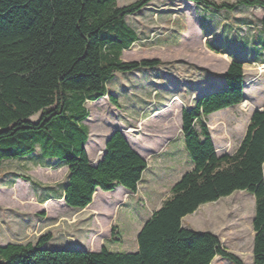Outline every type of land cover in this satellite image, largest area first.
Masks as SVG:
<instances>
[{"label":"trees","instance_id":"16d2710c","mask_svg":"<svg viewBox=\"0 0 264 264\" xmlns=\"http://www.w3.org/2000/svg\"><path fill=\"white\" fill-rule=\"evenodd\" d=\"M151 1L118 6L116 0H0V164L33 154L38 147L43 158L67 167L61 197L72 208L90 204L97 189L122 186L136 192L147 162L119 129L106 139L101 159L90 163L84 103L107 94L114 72L161 64L156 58L121 59L122 51L139 39L125 17ZM187 1L228 13L243 5L264 8V0ZM259 23L264 34V15ZM254 42L264 45V35ZM206 45L220 53L218 46ZM260 60L264 63L263 55ZM222 78L225 88L210 90L181 110L184 147L193 167L144 222L136 251L47 249L43 246L52 238L47 232L35 243L0 245V264H210L215 256L244 264L214 233L181 223L200 205L236 190L254 196L252 264H264V105L251 114L236 150L217 154L205 119L242 102V59L235 56ZM108 98L116 103L113 95ZM35 114L38 118L32 120Z\"/></svg>","mask_w":264,"mask_h":264},{"label":"rangeland","instance_id":"374dc122","mask_svg":"<svg viewBox=\"0 0 264 264\" xmlns=\"http://www.w3.org/2000/svg\"><path fill=\"white\" fill-rule=\"evenodd\" d=\"M116 1L118 6H123L134 0ZM262 10L260 6L243 5L240 10L228 13L187 0H154L139 13L128 15L126 22L136 31L139 40L122 52L121 59L156 58L161 64L131 72H114L107 89L114 94L116 103L108 94L96 101H85L88 116L83 124L89 130L86 150L94 162L103 151L105 138L117 128L132 147L143 150L148 158L154 154L146 150L154 152L161 147L165 142L161 132L169 129L172 143L160 154L165 168L149 178V191L131 194L125 200L127 205H115L113 195L120 197L122 188L119 187L113 195L99 190L95 202L79 210L64 206L61 200L68 176L65 165L56 159L43 158L38 147L29 158L6 160L0 166V245L35 243L39 236L50 232L53 237L43 246L47 249H81L96 242L111 250L134 251L137 246L134 223L139 224L169 196L170 183L188 170L189 163L193 167L184 147L181 110L192 104L193 89L198 94L219 87L221 72L226 66L224 56L212 52L206 44L218 46L227 54L239 48L242 50L239 58L260 60L264 45L253 41L264 35L259 23ZM245 71L249 79L255 72L259 74L260 68L247 65ZM222 82L225 83L223 78ZM162 87H169L173 92H169V100L160 98ZM249 109L246 106L237 109L234 105L207 116L205 122L217 154L236 150L249 123ZM37 118L38 114L31 116L32 120ZM209 122L215 125L213 129ZM145 175H149L148 170ZM140 204L145 206L142 210H139ZM253 215L254 196L236 190L200 205L184 216L181 223L189 229L213 231L222 246L239 256L244 264H252ZM116 219L120 235L114 225ZM111 227H114L113 235ZM210 264L232 263L215 256Z\"/></svg>","mask_w":264,"mask_h":264},{"label":"crops","instance_id":"0c3cea01","mask_svg":"<svg viewBox=\"0 0 264 264\" xmlns=\"http://www.w3.org/2000/svg\"><path fill=\"white\" fill-rule=\"evenodd\" d=\"M152 1H154V0H152ZM151 1V2H152ZM190 2V1H189ZM150 3V2H149ZM148 3V4H149ZM148 6V5H147ZM147 6H145L143 9H145ZM143 9H141L140 11H142ZM237 10H240V9H237ZM140 11H138L137 13H139ZM263 12H262V15H261V17H260V19L263 17V15H264V10H262ZM137 13H135V14H137ZM135 14H132V15H130V16H133V15H135ZM130 16H126L125 17V20H126V18L127 17H130ZM259 19V20H260ZM138 35V34H137ZM139 38V37H138ZM139 40V39H138ZM137 40V41H138ZM136 41V42H137ZM136 42H134L133 43V45L136 43ZM132 45V46H133ZM131 46V47H132ZM124 51V50H123ZM122 51V52H123ZM234 51H236L235 53H233V54H227L226 52H224L223 50H220V53H216V54H221V56H224L223 58H224V60H225V62H226V66H225V68L222 70V72H221V76H222V74L225 72V70H226V68L228 67V65H229V63L231 62V60L235 57V56H237L238 57V55H239V53L242 51V50H240L239 48H237V49H235ZM215 53V52H214ZM122 55V54H121ZM242 61H243V70H244V89H243V100H242V102L241 103H239V104H236L237 105V109H238V107L239 106H246L247 108H250L249 109V111H250V116H251V114L255 111V110H261V108H262V106L264 105V90L262 89V87H263V84H264V63H263V61L262 60H256L255 58L254 59H242ZM253 66V65H257V66H259V68H260V73L259 74H256V72H255V74L253 73V75H250L249 76V79H247L246 78V71H245V67L246 66ZM138 70V69H137ZM135 71V70H134ZM220 76V77H221ZM223 88H225V84L222 82V81H220L219 82V87H211L210 89H208V90H206V91H204V92H200V93H198L197 94V92H196V90L195 89H193L192 90V94H193V92H194V94H193V97H192V104H193V102H194V100L198 97V96H200V95H202V94H204V93H206V92H208V91H210V90H218V89H223ZM162 93H161V95H160V98L161 99H163V100H169V98L170 97H168V95L170 94L169 92L171 91L170 90V88L169 87H162ZM171 93H173L172 91H171ZM107 94H111V95H114V94H112V93H109L108 92V89H107ZM106 94V95H107ZM258 97H261V99H259ZM174 104V103H173ZM191 104V105H192ZM190 105V106H191ZM234 106V105H233ZM236 108V107H235ZM249 111H246V113H248ZM170 132V130L169 129H163L162 130V132H161V134H162V136L165 138V142H164V144L161 146V147H159V148H157V150L156 151H152V150H146V152L148 151V153H150V154H154L153 156H149L148 158L145 156V153H143V150L142 151H140V150H138V149H136V148H134V147H132L136 152H138L145 160H146V162H147V167L144 169V171H143V173H142V176H141V178H140V180L138 181V183H137V190H136V192L135 193H138L139 192V190H140V192L141 193H145V190L146 191H149V189H148V187H150V185H151V180L149 179V178H151V177H153V175H155L158 171H160L161 169H163V168H165V165L163 164L164 162V160H161L160 159V154L161 153H164L165 151H166V148L172 143V141L171 140H169L170 138H169V136H168V133ZM110 135V134H109ZM108 135V136H109ZM108 136L105 138V140L104 141H106V139L108 138ZM88 139H89V136H88ZM88 141V140H87ZM87 143V142H86ZM179 144V142L177 143V145ZM214 144V143H213ZM215 147V146H214ZM85 149H86V144H85ZM215 150H216V148H215ZM87 151V150H86ZM103 152H104V148H103V151L101 152V154L98 156V158L94 161V162H92L90 159V163L92 164V165H95L100 159H101V157H102V155H103ZM216 153H217V151H216ZM223 153H229V152H227V151H224V152H222L221 154H223ZM34 154V153H33ZM230 154V153H229ZM32 154H29V155H26V156H24V157H21V158H16V159H23V158H29L30 156H31ZM89 158V157H88ZM16 159H6V160H16ZM6 160H3L2 162H1V164L4 162V161H6ZM186 162L188 163V159H186ZM1 164H0V166H1ZM150 168V169H149ZM192 168V166H191V164L189 163L188 164V170H190ZM148 170V174L149 175H145V173H146V171ZM188 170H186V171H188ZM185 173V172H184ZM184 173H182L181 175H180V177L184 174ZM180 177L178 178V180L180 179ZM178 180H176V181H178ZM175 182H173V183H170V186H169V190H170V188H171V186L174 184ZM146 184H149V185H146ZM119 187H121L122 189H121V191H120V197H116V196H114L113 194L115 193V191H117L118 190V188ZM99 190L100 189H97L95 192H94V194H93V198H92V202L90 203V204H88L86 207H84V208H82V209H79V210H85V209H87L88 207H90L94 202H95V196L96 195H98L100 192H99ZM104 192V191H103ZM108 192H111V195H113V200H114V202H115V205H117L118 203H121V204H125V205H127L128 204V201H125L126 199L128 200L129 198H131L130 196H131V194H135V193H133V192H130L129 190H127V189H125V188H123L122 186H117L113 191H108ZM61 200L63 201V199H62V197H61ZM61 201V202H62ZM164 200H162V201H160L159 203H158V205H156L154 208H153V210H152V212L154 211V210H156L157 208H159L160 207V205H161V203L163 202ZM64 202V201H63ZM64 206H67L65 203L63 204ZM139 206H141L140 207V209L139 210H142V208H144L145 206L144 205H142V204H140ZM69 207V206H68ZM70 208H72V207H70ZM151 212V213H152ZM151 213L149 214V215H146L145 217H144V219H142L141 221H140V223L139 224H137V223H134V225H133V227H134V229H133V231H134V234H135V236L137 235V233L139 232V230L141 229V227H142V225L144 224V222L149 218V216L151 215ZM142 218V216L140 217V219ZM114 225L118 228V234L120 235V231H121V229H120V225H119V222H118V219H116L115 220V223H114ZM136 227V228H135ZM184 227V226H183ZM132 231V232H133ZM210 232H212V233H214L213 231H210ZM53 237V236H52ZM118 239L120 240L121 239V237L119 236L118 237ZM8 243H13V242H8ZM7 244V243H6ZM2 245H5V244H2ZM103 245H96V242L95 243H93L92 245H89L88 244V248H84L85 246H81V249H84V250H87V251H99L100 250V248L102 247ZM104 247H106V246H104ZM109 251H112V252H134V251H136L137 250V246L135 247V250L134 251H117V250H111V249H109L108 247H106Z\"/></svg>","mask_w":264,"mask_h":264},{"label":"bare ground","instance_id":"6f19581e","mask_svg":"<svg viewBox=\"0 0 264 264\" xmlns=\"http://www.w3.org/2000/svg\"><path fill=\"white\" fill-rule=\"evenodd\" d=\"M209 127L211 128V129H213L214 127H215V125L213 124V123H211V122H209Z\"/></svg>","mask_w":264,"mask_h":264}]
</instances>
